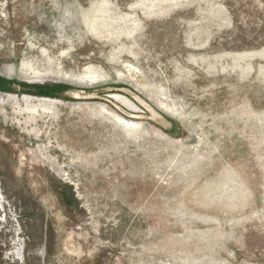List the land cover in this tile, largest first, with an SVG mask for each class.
I'll return each instance as SVG.
<instances>
[{
    "label": "rangeland",
    "instance_id": "1",
    "mask_svg": "<svg viewBox=\"0 0 264 264\" xmlns=\"http://www.w3.org/2000/svg\"><path fill=\"white\" fill-rule=\"evenodd\" d=\"M71 2L0 0V264H264V0Z\"/></svg>",
    "mask_w": 264,
    "mask_h": 264
},
{
    "label": "flooded vegetation",
    "instance_id": "2",
    "mask_svg": "<svg viewBox=\"0 0 264 264\" xmlns=\"http://www.w3.org/2000/svg\"><path fill=\"white\" fill-rule=\"evenodd\" d=\"M46 192L51 189L50 186L46 187ZM50 191V190H49ZM22 194H26L27 195V192L24 190L22 191ZM57 194H59V192L57 191ZM26 195L24 196L25 198V202H24V206L26 209L29 208V205L27 203V197ZM61 202H62V210H64V212L66 211L65 209H67V207H69V205L67 204V200H64V195L61 194V198H60ZM48 211V212H47ZM26 219L27 220H31L32 216H34V218L36 219V224H37V227L38 229H40V232H41V237H42V240L45 238L46 239V235L47 233H51L53 234L55 231H54V227L53 226H48L49 224V221H51V212L46 208V205L40 201L38 203V205H36L35 207V210L32 211V210H27L26 211ZM34 214V215H33ZM68 214V213H67Z\"/></svg>",
    "mask_w": 264,
    "mask_h": 264
},
{
    "label": "clouds",
    "instance_id": "3",
    "mask_svg": "<svg viewBox=\"0 0 264 264\" xmlns=\"http://www.w3.org/2000/svg\"><path fill=\"white\" fill-rule=\"evenodd\" d=\"M53 7L59 10V19L55 22L56 27L60 29L65 35L69 34L76 14L73 11V4L71 0H50Z\"/></svg>",
    "mask_w": 264,
    "mask_h": 264
},
{
    "label": "bare ground",
    "instance_id": "4",
    "mask_svg": "<svg viewBox=\"0 0 264 264\" xmlns=\"http://www.w3.org/2000/svg\"><path fill=\"white\" fill-rule=\"evenodd\" d=\"M129 72L133 76V71L131 69H129ZM25 100L27 101V104H28L26 106V108H25V112H27L28 115L29 114L30 115H35V116L39 115L40 114L39 108H43L44 111L47 110L46 107H44L43 105H41V102L36 105V104H31L29 99H25ZM14 104L20 107V104L18 103V101L16 99L14 100ZM122 121H124L127 126H130V129H135L138 126V124H135L134 122H129V121L123 120V119H122Z\"/></svg>",
    "mask_w": 264,
    "mask_h": 264
}]
</instances>
